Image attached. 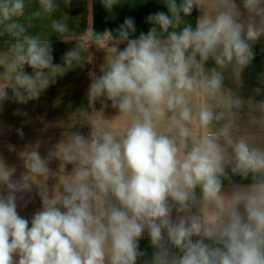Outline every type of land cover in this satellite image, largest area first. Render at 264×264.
<instances>
[{
  "label": "clouds",
  "instance_id": "clouds-1",
  "mask_svg": "<svg viewBox=\"0 0 264 264\" xmlns=\"http://www.w3.org/2000/svg\"><path fill=\"white\" fill-rule=\"evenodd\" d=\"M117 3L102 0L109 10ZM162 3L167 12L149 14L152 27L136 38L133 18L114 37L91 31L92 39L115 43L100 74L89 72L88 101L110 102L128 122L90 140L74 133L59 149L73 164L63 193L41 194L42 207L29 221L17 211V193L30 185L12 181L11 171L0 167L6 189L0 192V264H137L146 255L139 248L145 233L154 249L149 264H264V145L234 137L230 120L209 130L224 113L206 105L194 113L188 99L215 97L225 69L250 65L254 44L264 37V0H217V10L204 12L195 27L185 18L199 0ZM26 7V0H0V35L15 39L6 65L14 74L11 96L0 87V105L6 99L27 103L55 83L51 45L20 22ZM56 7L55 0H39L45 13ZM51 27L68 39L66 23L54 20ZM209 60L215 66L205 74ZM78 61L75 49L64 56L66 65ZM189 125L204 134L192 137ZM26 163L35 174L49 173L37 152ZM227 168L253 182L223 195V179L231 180ZM200 203L215 215L194 213Z\"/></svg>",
  "mask_w": 264,
  "mask_h": 264
},
{
  "label": "crops",
  "instance_id": "crops-1",
  "mask_svg": "<svg viewBox=\"0 0 264 264\" xmlns=\"http://www.w3.org/2000/svg\"><path fill=\"white\" fill-rule=\"evenodd\" d=\"M162 2L118 0L116 6L109 10L103 6L102 0H55L56 9L45 13L39 8V0H26L25 17L20 22L27 34L37 36L51 45L53 64L57 71L55 83L38 98L27 103L6 99L0 105V167L11 171L12 181L27 183L31 187L30 191L17 193V211L22 217L30 221L32 215L41 209V194L55 198L63 193V185L72 174L73 164L63 160L59 149L70 141L74 133L90 140L105 130L119 131L128 122V117L111 107L110 102L105 107L100 101L95 104L88 101L87 92L91 82L89 72L100 74V68L109 54L108 45L115 43L107 37L92 39L91 31L97 34L107 31L114 37L124 20L133 18L136 32L132 38H136L152 27L146 22L149 14L167 12ZM236 3L240 5L241 0H236ZM216 10L217 0H199L198 7H194L185 21L195 27L196 20L204 12L214 13ZM37 11L40 15L35 14ZM54 20L68 25L70 32L67 40H63L52 29ZM13 43L14 38L0 35V87H4L10 96L14 74L7 72L6 65L11 59L9 49ZM125 46L126 43L118 45L121 50ZM73 49L78 51L79 61L66 65L64 56ZM253 50L255 55L249 66L242 70L232 67L224 70L223 84L215 97L192 94L188 99L194 113L202 105L214 112L224 113V118L214 121L209 130H215L230 120L234 137L245 138L254 145H264V37L254 44ZM214 66L209 60L204 66V73L207 74ZM24 71L32 73L27 65ZM256 88L261 89L259 94L253 91ZM235 98L240 99V106L229 108L227 102ZM189 127L192 137L199 138L204 134L205 130L192 125ZM160 129L166 130V121L161 122ZM18 130H22L23 135ZM33 152L39 153L46 163L49 169L46 176L33 173L27 166L26 161ZM226 171L231 180L223 179V195H230L235 185L249 186L253 182L251 176L242 178L233 175L230 168ZM5 190V186L0 185V192ZM193 212L209 217L215 215V210L206 203L194 207ZM175 215L174 212V218ZM139 248L146 255L140 257L137 264H149L154 249L146 233L139 241Z\"/></svg>",
  "mask_w": 264,
  "mask_h": 264
}]
</instances>
